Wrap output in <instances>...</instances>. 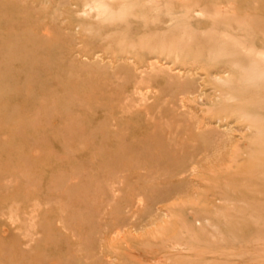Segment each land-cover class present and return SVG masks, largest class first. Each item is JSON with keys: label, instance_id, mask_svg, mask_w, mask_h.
<instances>
[{"label": "rangeland", "instance_id": "374dc122", "mask_svg": "<svg viewBox=\"0 0 264 264\" xmlns=\"http://www.w3.org/2000/svg\"><path fill=\"white\" fill-rule=\"evenodd\" d=\"M0 264H264V0H0Z\"/></svg>", "mask_w": 264, "mask_h": 264}, {"label": "bare ground", "instance_id": "6f19581e", "mask_svg": "<svg viewBox=\"0 0 264 264\" xmlns=\"http://www.w3.org/2000/svg\"><path fill=\"white\" fill-rule=\"evenodd\" d=\"M198 128V127H197ZM211 140V139H210Z\"/></svg>", "mask_w": 264, "mask_h": 264}]
</instances>
